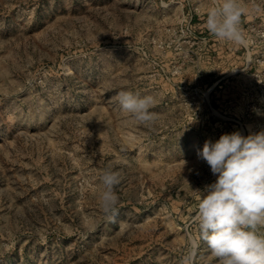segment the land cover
<instances>
[{
  "label": "rangeland",
  "instance_id": "rangeland-1",
  "mask_svg": "<svg viewBox=\"0 0 264 264\" xmlns=\"http://www.w3.org/2000/svg\"><path fill=\"white\" fill-rule=\"evenodd\" d=\"M217 2L0 0V264H218L195 222L216 180L197 151L264 130V0H243L247 46L207 30ZM121 90L154 98L150 127Z\"/></svg>",
  "mask_w": 264,
  "mask_h": 264
},
{
  "label": "clouds",
  "instance_id": "clouds-1",
  "mask_svg": "<svg viewBox=\"0 0 264 264\" xmlns=\"http://www.w3.org/2000/svg\"><path fill=\"white\" fill-rule=\"evenodd\" d=\"M246 11L243 0H218L207 10L206 28L220 41L247 46L249 39L241 27ZM116 99L139 124L150 127L155 122V113L150 111L155 103L152 96L121 90ZM253 111L264 115L259 109ZM197 157L216 176L213 183L195 190L199 194L195 222L201 241L218 264H264V130L247 136L234 131L216 141L207 139ZM100 181V207L114 222L121 175L105 169Z\"/></svg>",
  "mask_w": 264,
  "mask_h": 264
}]
</instances>
